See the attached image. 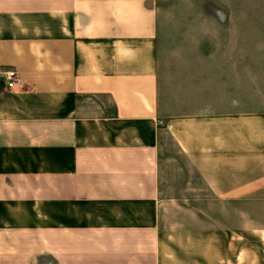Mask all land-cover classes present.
Returning a JSON list of instances; mask_svg holds the SVG:
<instances>
[{
	"label": "crops",
	"instance_id": "0c3cea01",
	"mask_svg": "<svg viewBox=\"0 0 264 264\" xmlns=\"http://www.w3.org/2000/svg\"><path fill=\"white\" fill-rule=\"evenodd\" d=\"M157 40L156 0H0V264H264L261 63Z\"/></svg>",
	"mask_w": 264,
	"mask_h": 264
},
{
	"label": "rangeland",
	"instance_id": "374dc122",
	"mask_svg": "<svg viewBox=\"0 0 264 264\" xmlns=\"http://www.w3.org/2000/svg\"><path fill=\"white\" fill-rule=\"evenodd\" d=\"M156 5L158 52L162 59L246 56L252 64L261 63L252 65V69L264 74V0H156ZM163 151L171 155L178 152L167 137ZM163 171V193L183 195L182 182L189 180L186 171ZM193 194L191 190L185 195Z\"/></svg>",
	"mask_w": 264,
	"mask_h": 264
},
{
	"label": "built area",
	"instance_id": "2783aa9c",
	"mask_svg": "<svg viewBox=\"0 0 264 264\" xmlns=\"http://www.w3.org/2000/svg\"><path fill=\"white\" fill-rule=\"evenodd\" d=\"M3 75L5 76L7 88L9 90L17 89L23 85V77L19 70L15 68H9L3 72Z\"/></svg>",
	"mask_w": 264,
	"mask_h": 264
}]
</instances>
